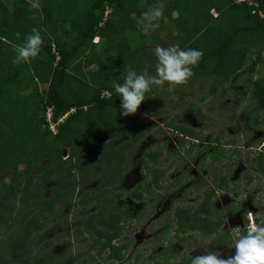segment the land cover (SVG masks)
Segmentation results:
<instances>
[{
  "label": "trees",
  "instance_id": "16d2710c",
  "mask_svg": "<svg viewBox=\"0 0 264 264\" xmlns=\"http://www.w3.org/2000/svg\"><path fill=\"white\" fill-rule=\"evenodd\" d=\"M253 1L257 3L256 9L262 11V17L251 13L253 6L245 2L234 3L233 0H0V36L21 44L31 29L37 28L44 40L40 56L31 63L21 64L12 63L15 56L13 48L0 41V173L7 170L11 172L8 181L0 179V202L1 197L4 199L1 204L10 210L13 206L7 201L13 198L14 204L17 197H24L32 187L38 190L41 187L39 179L50 182L48 188L51 191L56 184L60 186L61 183L64 187L59 172L64 168L66 158L75 156L76 150L83 144L86 146L85 151H88L92 141H96L103 133L105 124L110 122L111 109L120 104L115 86L124 82L126 71L135 70L138 74L145 70L148 73L155 71L157 58L154 51L143 53L149 62L148 66H144L135 52L131 51L128 42H124V35V40L120 41L122 35L118 32V26L131 29L135 20L141 19L143 13L152 6L163 3L164 17L176 29L171 44L178 45L181 49L201 50L204 54L199 66L194 68V76L217 75L222 81H226L236 75L251 44H258L257 56L264 51V0ZM106 7H110V11L104 18ZM210 8L217 12L216 17L209 14ZM130 11H133L132 17L129 16ZM163 21H159L160 27ZM137 28L139 35L144 36L142 25ZM17 32L20 33V39L15 36ZM94 35L103 38L102 51L97 53L91 51L94 46L91 39ZM157 45L170 46L166 42H159L155 47ZM112 48L118 54L107 57ZM85 49L90 51L85 53ZM256 58L248 65L249 70ZM93 62L97 64V69L82 70ZM134 62L138 67L134 66ZM113 81L115 85H112ZM102 90L108 91V95H102ZM250 97L254 100V108L248 114V119L263 122L264 118L260 120L258 113L264 115V78L251 81ZM47 107L51 110L50 120L55 123L54 132L46 123ZM70 108L73 111L69 112ZM60 117L62 118L58 121ZM115 118L119 120L120 116ZM129 122L123 132L134 128L136 122L132 118H129ZM176 128L187 136L188 152L198 156L200 169L204 173L208 172L214 186H204L197 202L177 205L171 218L162 224L163 232L171 231L174 238L180 233L191 231L186 242L196 232L202 236H213L212 243L224 247L230 244L233 247L234 234L237 236V233L234 231L233 234L229 226L224 227V210L215 206L217 197L214 192L218 189L235 198L239 194L237 183L241 181L249 184L257 181L264 185V143L260 144L264 135L258 138L256 148H249L244 152L239 177L230 180L229 167L236 162L232 157L240 151L225 149L218 141L199 145L197 141H191L198 140V135L192 129L181 125ZM64 145L68 146V154L61 159ZM106 146L107 150L100 149L90 153L91 158L98 160L100 165L94 171L96 176L86 164L91 158L81 155L82 162L77 165L81 173L77 179L68 181L70 188H65L62 193L72 194L78 184L76 203L83 206L90 201L97 202L96 213L87 214L82 221L83 227L93 236L92 243L98 246L97 254L103 252L107 260L118 263L126 261L128 264V244L119 241V238L125 222L129 224L131 220L138 219L141 210L130 216L119 208L114 209L113 202L121 195L111 193V196L106 197L107 189L100 188L115 183L116 178L121 176V158L118 155L125 145L118 143L115 147L108 143ZM115 155L116 159H113ZM147 157L155 159L152 158V153H147ZM182 161L181 159L180 162ZM204 163L208 165L205 166ZM19 165H22L21 169ZM162 172L156 171L157 176H154V171L142 175L145 182L138 183L136 188L126 192L128 199L138 203L142 192H149L147 187L158 186V176ZM149 174L153 175L150 181L146 179ZM201 178L200 172L195 177L189 176L186 187L192 189ZM88 181L99 186L96 192L95 189L83 188ZM179 182V176L173 177L171 185ZM52 198L53 200H46L43 204L51 208L62 199V195ZM109 208L110 212L107 210ZM224 209L235 213L239 211V203L231 200ZM246 212H243L244 216ZM252 214L258 223L264 220L261 215ZM246 222L244 226L237 227L239 235L246 234L248 219ZM27 224L32 225H24L22 235L11 244L13 258L20 255V250L26 244L28 230L39 227L36 222L28 221ZM166 243H171L170 239ZM220 253L225 257L230 255L227 251ZM178 254L170 252L165 255L161 264H166L169 258ZM139 256L140 253L136 254L132 260ZM153 256L158 257L156 254ZM185 260L181 256L179 262Z\"/></svg>",
  "mask_w": 264,
  "mask_h": 264
},
{
  "label": "rangeland",
  "instance_id": "374dc122",
  "mask_svg": "<svg viewBox=\"0 0 264 264\" xmlns=\"http://www.w3.org/2000/svg\"><path fill=\"white\" fill-rule=\"evenodd\" d=\"M167 31L170 32L169 29ZM152 43L149 48L142 44L135 48V54L144 66H148L149 62L143 53L155 46V43ZM258 47V44H251L236 75L226 81H222L217 75H198L193 76L186 86H178L174 91H169L167 84L163 87L153 85L152 91L147 94V99L142 103L137 114L127 117L120 114V104L113 107L109 117L110 122L105 124L99 138L92 141L91 148L85 151L86 146L83 144L78 147L75 156L71 159L66 158L64 168L59 172L64 187L61 183L60 186L56 184L51 191L48 188L50 182L39 179L41 187L38 190L32 187L26 192L27 196L20 195L15 199L14 204L13 198L7 201L13 206L10 210L1 204L4 201L1 197L0 264H126V261L118 263L105 259L103 252L97 254L98 246L92 243L93 236L83 227L82 221L87 214L96 213L97 202L90 201L83 206L76 203L78 184L75 185L72 194L62 193L65 188H70L68 181L77 179L81 173L77 166L82 162L81 155L91 158V152L107 150L108 143L115 147L118 143L125 145L118 155L122 158L120 164L122 177L117 183L100 188L107 189L106 197L116 193L121 195L113 202L114 209L119 208L130 216L135 215V211L141 210L138 219L131 220L129 224L125 222L119 238V241L128 244L126 248L128 264H161L165 255L170 252L179 254L165 260L166 264H190L192 256L201 255L206 249L217 252L229 251L227 247L212 243L213 236H202L196 232L191 234L188 242L186 239L191 231L180 233L173 238L171 231L163 232L162 224L166 219L171 218L172 211L177 205L197 202V197L204 186H214L208 172L204 173V170L200 169L198 156L188 152L187 136L180 133L176 126L192 129L193 133L198 135V140L191 139V141H197L199 145L218 141L226 147L225 149L240 151L234 153L232 157L236 162L229 167L230 180L240 173L244 152L249 148L253 149L258 138L264 135V121L257 123L248 119V114L254 108V100L250 97L251 81L264 78V51L257 56ZM102 48L99 44L98 52L102 51ZM110 54H114V51ZM255 58L256 62L249 70L248 65ZM134 66L138 67V64L134 62ZM90 69L94 71L97 68L92 66ZM154 73L155 71L149 74ZM112 85H115L114 81ZM101 94L108 95V91L102 90ZM117 116H120L119 120L115 118ZM258 116L263 120L264 115H261V112ZM129 118L136 122L134 128L123 132V128L128 125L126 123H130ZM52 129L55 131L54 125ZM263 143L264 140H261L260 144ZM62 149L65 157L66 152L68 154V146L64 145ZM147 153H152V158L155 159L147 157ZM116 156L113 159H116ZM97 162L98 160L94 158L86 162L93 173L100 167ZM21 167L22 165H19L20 169ZM151 171H154V176H157L156 171H163L158 176V186L147 187L149 189L147 193L142 192V189L139 202H131L124 191L127 189L130 191L136 188L138 183L145 182L142 175ZM199 172L201 181L192 189L186 187L188 177H195ZM10 174L8 170L0 173V179L8 181ZM176 176L180 177V182L173 186L171 180ZM152 177L153 175L149 174L146 179L150 181ZM88 182L83 188L95 189L96 192L99 186L94 182ZM237 185H239V194L233 200L238 201L239 211L235 214L228 213L224 209L232 197L218 189L214 192L217 197L215 206L224 210L226 218L224 226H229L233 234L238 226L247 224L249 213L264 218V185L257 181L251 184L241 181ZM179 190L180 192H177ZM57 195H62V199L53 207L49 208L43 204L46 200H53L52 197ZM107 210L110 212L111 208ZM244 211H247L246 216ZM28 221L36 222V226L39 227L28 230L26 244L21 250L19 249L20 255L13 258L11 244L15 238L22 235L24 225L33 224H27ZM172 222L174 223V220ZM93 226L97 225L93 224ZM65 227L68 229L65 230ZM236 238L234 234L233 241ZM168 239L171 243H166ZM138 253L140 256L132 260V257ZM154 254L158 257L153 256ZM181 256L185 257L184 262H179Z\"/></svg>",
  "mask_w": 264,
  "mask_h": 264
},
{
  "label": "clouds",
  "instance_id": "9594fccd",
  "mask_svg": "<svg viewBox=\"0 0 264 264\" xmlns=\"http://www.w3.org/2000/svg\"><path fill=\"white\" fill-rule=\"evenodd\" d=\"M161 20L167 22L163 3L152 6L148 12L142 14V19L137 23L138 26L142 25V30L147 33L150 29H159ZM15 36L20 39L19 32L15 33ZM0 41L13 48V64L31 63L40 56L44 44L37 28H32L21 44L2 36ZM154 55L157 58L154 74H149L147 70L141 74L128 70L124 82L115 86V92L120 97L122 116L137 114L153 85L163 87L167 84L169 91H174L178 86H186L194 76V68L199 66L204 54L201 50L181 49L178 45H157ZM236 233L237 238L233 242L234 254L225 257L220 252L206 249L203 254L192 256L190 264H264V220L258 223L256 217L249 213L246 234L239 235V229H236Z\"/></svg>",
  "mask_w": 264,
  "mask_h": 264
},
{
  "label": "crops",
  "instance_id": "0c3cea01",
  "mask_svg": "<svg viewBox=\"0 0 264 264\" xmlns=\"http://www.w3.org/2000/svg\"><path fill=\"white\" fill-rule=\"evenodd\" d=\"M33 4L35 5V3H33ZM35 6L38 7L37 4ZM106 9L108 11L106 12L105 16L103 15L105 18L109 14L110 7H106ZM148 11L149 10H147L146 12H148ZM132 15H133V11H130L129 12V16L132 17ZM172 15H174V14H172ZM141 19H138L137 18L135 20L134 25L132 26L131 29H126V28L123 27V25L118 26V32L120 33V35H122L121 36L122 39L120 37V41L124 40V37H123V35H124L125 36L124 42L125 41L128 42V45L130 46V49H131L132 52H135V48H138V46H140L139 44H142L145 47L147 46L148 48L150 47V43H152V42L155 43V45L157 43H159V42H166L169 45H174V44H171V42L173 40L172 39L173 36L176 33V29H175V27H174V25H173V23L171 21H169L166 18L167 19V22L165 23V21H163V24H162V26L159 29H157L155 31H153V30L150 29L147 33L144 32V36H140L139 35L138 28H137V26H138V23L137 22L139 20H141ZM167 29H169L170 32H168ZM167 34H168V37H166ZM94 36H97V35H94ZM97 37H98V41L96 43H93L94 46H92V49H91L92 52H95V51L98 52V46H99V44H101V46H103V44H102L103 43V38H101L99 36H97ZM99 40H101V41H99ZM154 49H155V46L152 49L150 48V51H154ZM85 50H86L85 53H87L88 51H90V49H85ZM111 51H114V54L111 55L110 54ZM107 54H108L107 57H113V56L117 55L118 53L115 51V48H112V49H110L108 51ZM92 66L97 68V64L93 62L92 64H89V66L82 68V70L83 71L84 70L93 71V69H90Z\"/></svg>",
  "mask_w": 264,
  "mask_h": 264
},
{
  "label": "built area",
  "instance_id": "2783aa9c",
  "mask_svg": "<svg viewBox=\"0 0 264 264\" xmlns=\"http://www.w3.org/2000/svg\"><path fill=\"white\" fill-rule=\"evenodd\" d=\"M233 1H234V3L245 2L247 5L253 6V7L251 8V13H256L259 17H262V16H263L262 11H261L259 8L256 9V7H257V3H256L255 1H253V0H233ZM107 11H108L107 9L104 10V12H103V15H104V16H105V14H106ZM208 12H209V14H210L212 17H216V16H217V12H216L213 8H210V9L208 10ZM104 16H103V17H104ZM104 18H105V17H104ZM97 41H98V37H97V36H93L92 39H91V42H97ZM52 46H53V45H52ZM70 111H73V108H70V109H69V112H70ZM62 117H63V116H62ZM62 117L58 118V121L61 120ZM45 118H46V121H47V123H48V128L52 131V130H53L52 127H53V125H55V123H54V122L51 123V120H50V118H51V110H50V107H47V108H46V111H45ZM52 132H54V131H52ZM62 157H64V155H63Z\"/></svg>",
  "mask_w": 264,
  "mask_h": 264
},
{
  "label": "flooded vegetation",
  "instance_id": "af4514ba",
  "mask_svg": "<svg viewBox=\"0 0 264 264\" xmlns=\"http://www.w3.org/2000/svg\"><path fill=\"white\" fill-rule=\"evenodd\" d=\"M62 155H63V152L61 153V158L64 159L65 157H67V152H66L65 157H62ZM118 157H119V156H118ZM121 160H122V158H121ZM121 177H122V176L117 177L115 183H117V181H118ZM128 191H129L128 189L124 191L125 195H126V192H128ZM156 191L158 192V190H156ZM232 200H233V198H232ZM227 212L230 213L228 210H227ZM237 212H238V211H237ZM237 212H235V213H237ZM235 213H232V214H235ZM225 219H226V218H225ZM224 227H225V226H224ZM222 246H223V245H222ZM227 248H228V250H229V251H227V252H229L230 255L234 254V251H235L234 247H231V245L229 244ZM231 252H232V253H231Z\"/></svg>",
  "mask_w": 264,
  "mask_h": 264
}]
</instances>
